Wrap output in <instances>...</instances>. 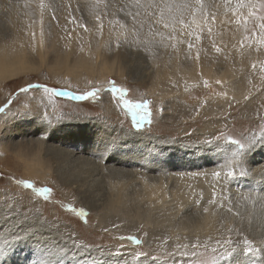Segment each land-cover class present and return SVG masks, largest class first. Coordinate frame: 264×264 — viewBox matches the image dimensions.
I'll return each instance as SVG.
<instances>
[{"label":"rangeland","instance_id":"obj_1","mask_svg":"<svg viewBox=\"0 0 264 264\" xmlns=\"http://www.w3.org/2000/svg\"><path fill=\"white\" fill-rule=\"evenodd\" d=\"M4 1L0 44L17 31L33 38L38 31L42 45L26 46L22 62L29 68L0 81V109L6 111H0V264L215 263L202 252L214 241L178 233L177 227L190 231L192 205L169 220L167 209L146 203L138 181L111 204V166L145 178L182 171L179 166L223 167L232 175L212 181L217 199L203 184L193 195L195 203L224 206L217 236L237 254L215 264H236V258L264 264L263 246L257 251L252 245L254 194L264 179V0H251L255 7L249 0ZM81 51H91L93 71H63L59 56L70 66ZM173 66L194 67L193 79L165 81L159 91L157 73ZM121 93L147 104L148 119L139 126ZM75 142L87 149L75 153L77 161L54 151V145L69 151ZM132 149L139 155L121 161ZM109 156L123 159L113 163ZM36 159L46 166L48 181L25 177V163Z\"/></svg>","mask_w":264,"mask_h":264},{"label":"bare ground","instance_id":"obj_2","mask_svg":"<svg viewBox=\"0 0 264 264\" xmlns=\"http://www.w3.org/2000/svg\"><path fill=\"white\" fill-rule=\"evenodd\" d=\"M5 1L7 2V0H5ZM223 19L227 20V18H223ZM220 25H222V23H220ZM235 30H237V29H235ZM34 33H36V35L33 38V37H30L31 35L28 34V33L18 32L17 31L16 35L14 34V36L11 38V40L8 41L9 43H7V44H0V81L1 80L3 81V79H7L9 77H12L15 74L17 75V73L23 72L24 70H27V68H29L27 66V64H25V63L22 62L23 57L25 56V47L28 46L29 48L36 49V50L41 47L40 46V44H41V35H40V32L36 31ZM235 33H237V32L235 31ZM231 34L233 35V31H232ZM234 36L236 37V35H234ZM66 41H68V40H66ZM3 42L4 41L2 40L1 43H3ZM229 46H231V45H229ZM67 47H68V50H69L67 53L69 54V52L72 50L71 43L68 42L67 43ZM262 48H264V47H262ZM241 53L244 54V52H240V54ZM237 54L238 53H236V56H237ZM250 54H254L255 55V53L253 51L250 52ZM257 56L258 55H256V57ZM65 57H63V55L59 56V58H58L59 59L58 64H61L62 65L63 71H65L66 73L69 71V72H71L74 75H78L77 73H80V72L82 73V72L85 71L87 73H90V72L93 71V62H91V59L93 57H92L91 51L90 52L89 51H86V52L85 51L77 52V54L74 56L75 57L74 63L72 65H70V66L69 65L66 66V64H65ZM263 57H262V59H263ZM66 59H67V57H66ZM98 59H100V58L98 57ZM257 59L260 60L259 57ZM261 64H262V61H261ZM193 69H194V67H178V68H174V66H173V68L170 69V70H168V69H162V70H160V72L157 73V77L159 79L157 88L159 89V91H163V89H161V88L163 86H165L164 85V82L165 81L166 82L169 81L170 83H174V80H175L177 83H181L182 80L185 81V80H191V79H193V74H194L193 73ZM102 71L105 72V70H102ZM108 72H110V71H108ZM115 72H116V70H115ZM105 73H107V72H105ZM101 76L103 77V74ZM99 79H101V78L99 77ZM96 80H98V79L96 78ZM154 82H156V81H154ZM151 93H155V92H153V90H152ZM104 107H105V108H103L104 111H109L108 108H110V110H111L110 111V114L113 115L114 119L117 118L116 116H117L118 112H115V109L111 108L110 106H104ZM3 112H4L3 114L6 113V111H3ZM107 148H109V147H107ZM81 150H84L86 152L87 151L86 146H85V149H84V146L82 144L77 143V142H75V144L71 147V150H69V151H66L65 149H62L60 147H55V145H54V151L55 152H57L59 154L61 153V155L64 154L66 157H69V158H71V157L74 158L76 152H83ZM134 150L135 149H132L130 152H127L126 154H128V156L126 154H124L123 155L124 159L121 158L123 160H121L118 157H112V156H109L107 159L110 160V161H112L113 163H115V162H121V161H126L129 164V162L131 160L133 161L132 156L133 155L138 156L139 153H140L139 151H134ZM261 150L264 151V148L261 149ZM107 153H108V151H107ZM262 155H264L263 152H262ZM81 157L84 158L83 156H81ZM263 157L261 159H264ZM78 158H80V155L76 156L73 160L76 159V161H77ZM86 159H88V158H86ZM205 161H207V160L198 161L197 163H199V164H197V165H202L200 163L205 162ZM78 162H84L85 163V161H83V160H80ZM137 163L139 164V162H137ZM147 163H148V161H147ZM25 164H26V170L28 171V173L26 174L27 176H25V177H28V179L37 178L41 182H45V181H48L49 180V177L47 176L49 174L45 172V169H47V168H44L46 166H43V163L39 159H36L35 161H27ZM170 164H171L170 162H164L163 170H167L168 168H166V166L169 167ZM147 166H149V165H147ZM154 167H156L157 169H160V167H158V166H154ZM179 167H181L182 171H176V170L173 171L172 170V171H168L167 174H165L166 176H163L164 174H154V175H149L148 177L145 178L144 176H141L140 175V173H142V172L139 173L138 171L135 172L133 170L132 171L131 170H124V168L120 169V168H117V167L114 168L113 166H111L108 169V172H106L107 175L108 176H111V178H112V179H109V183H108L109 196L112 199V201L110 203L113 204V205L119 204L120 203V200H121V196L123 195V189L128 184H130V183L135 184L138 181L139 182L138 184H140V187H141L142 191L144 192L142 194H144V196L149 201V202H146V203H148V205L151 208L167 209V212H165V213L168 215L169 220H170V217H172V213H174L176 215L177 212L180 211L182 208H185L188 205H192V207L193 208H196V210L192 209V210H194V212L191 211L193 213V215H192L193 217L189 221V224L191 222V224H190L191 226L188 224L190 226V231L188 232L189 234L187 233V231L185 233V229H186L185 227H177V229H179L181 231V232H178V233L180 235L181 234L191 235L190 233H192V235L194 237H196L197 239H200L201 241H205L206 244L209 243V242H211V241H214L215 244L211 247L212 248L211 250H202V252H205V253H208L210 255H213V259L212 260L215 263H220L221 260L223 259V257H225V258L227 257L228 258V256H232L233 253H236L234 251L232 252V250H229L224 245L223 240L220 239L217 236L218 235V227H219V224H218V220L219 219L217 218V213H219L221 211V209H222L221 207H224V206H222L221 204H219V206H218L216 204L217 202L214 203V202H210V201H204V202L195 203V199H193V195L195 193V188H196L195 185H197V184H203V188H204V185L206 187V194H207V196H209V198H211L213 196H216V199H217L218 190L216 189V186H213L214 184L211 185V183L215 182L214 180H216V181H218V182L221 183L224 180L225 175L228 172L225 174L224 168L221 167V166H218L217 168H202L201 167L202 169L195 170V171H184L185 168L187 169V167H183V166H179ZM98 169H100V168H97V170ZM261 170L264 171V168L261 169ZM98 171H100V170H98ZM255 171H256L255 169L252 170V172H255ZM106 173L104 172V174H106ZM217 173L219 175H216ZM88 174H90V173H88ZM78 175L80 177V174H78ZM231 175L232 174H229L228 176H231ZM250 182H251V180H250ZM245 185H250V184L245 183ZM258 189H259V192L256 191L257 193L254 194L255 195L254 196L255 201H256V203L259 202V204L256 205V208H257V211L256 212H258V214H257V218H256V221H255V224H254L255 226H254L253 232H252L253 237H255L256 239H255V241L252 242V245L255 248H257V251L259 250L260 247L263 246V248L261 249L260 252L263 253L261 260L264 261V179L261 181ZM202 195H204V194H202ZM85 201H88V203L90 205H92V206H93V204L95 202L94 201L93 203H91L90 202V199L89 200H85ZM167 207H169V208H167ZM189 207H191V206H189ZM174 214H173V216H174ZM189 226H188V228H189ZM127 227L131 229L130 225L127 226ZM128 228H125V230L119 229L120 230V233H126L127 232L126 230H129ZM131 241H132V242H130V244L132 245L131 247L134 248V249L137 248V246L134 243V240H131ZM253 246H251V247H253ZM226 254H228V255H226ZM7 255H8V253H7ZM7 255L4 257V260L7 259L9 261V259L12 258V257L11 256H7ZM253 258H255V257H253ZM26 260H28V259H26ZM201 260H202V258H201ZM0 261H2V258H0ZM20 261H22V260L20 259ZM235 261H237L236 264H242V262H244L243 260L238 259V258H236ZM15 264H17V263H15ZM173 264H175V263H173ZM176 264H186V263L177 262Z\"/></svg>","mask_w":264,"mask_h":264},{"label":"snow or ice","instance_id":"obj_3","mask_svg":"<svg viewBox=\"0 0 264 264\" xmlns=\"http://www.w3.org/2000/svg\"><path fill=\"white\" fill-rule=\"evenodd\" d=\"M197 2L199 3V0H197ZM240 3L242 4L243 0H240ZM249 6L255 7V5L251 3V0H249ZM260 7H264V4H261ZM261 28L264 29V24L261 25ZM113 90L115 91V89ZM88 95H95V92L88 93ZM121 100L123 101L124 106L127 107L129 111L132 113L133 120L136 122L137 126H139V124L143 122L144 120L148 119L146 103H134L130 100L124 99L123 93H121ZM0 111H3V109H0ZM236 143H239V142L236 141ZM240 146L243 147V145H240ZM216 175H219V174L217 173ZM43 191H47V189H44ZM247 250L249 252L254 251L251 246H249Z\"/></svg>","mask_w":264,"mask_h":264}]
</instances>
